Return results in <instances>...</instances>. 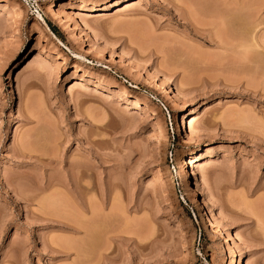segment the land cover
<instances>
[{"label":"rangeland","instance_id":"rangeland-1","mask_svg":"<svg viewBox=\"0 0 264 264\" xmlns=\"http://www.w3.org/2000/svg\"><path fill=\"white\" fill-rule=\"evenodd\" d=\"M263 61L264 0H0V264H264Z\"/></svg>","mask_w":264,"mask_h":264},{"label":"bare ground","instance_id":"bare-ground-1","mask_svg":"<svg viewBox=\"0 0 264 264\" xmlns=\"http://www.w3.org/2000/svg\"><path fill=\"white\" fill-rule=\"evenodd\" d=\"M133 4V3H132ZM130 5L128 4V5H126V7L128 8ZM126 7H124L125 9H126ZM133 6H130L129 8H132ZM207 7V6H206ZM214 7V6H213ZM212 7V8H213ZM203 9V8H202ZM208 9H209V7H208ZM216 9V8H215ZM203 11V10H202ZM211 10L209 9V12H210ZM206 12H207V10H206ZM228 12H230V11H228ZM227 11H225V14L226 15H224V12H222V14L224 15V16H222L221 14H219V15H221V16H219L218 14V16H216L217 17V19H219V22H220V26L222 25V27L223 28H225L226 30H224V31H226V33H227V36L225 37V40L227 39V40H229V41H235L236 42V44H237V46H239L240 48H242L243 50H244V52L242 53V55H240V58L242 57V59H243V62H247L248 64H251V65H249V67L251 66L252 68H253V70H255L256 72L258 71H260L259 70V67H258V65H259V63L261 62L262 63V60H261V55H263V54H261L260 53V51L258 50L260 47H259V44H258V41H259V38H257L256 37V34L257 33H254L253 35H249L250 34V31L247 29V28H249V27H247V28H245V27H243V28H241V27H238V25H237V23H239L240 21L238 20L239 18H240V15H242L243 13H240L241 11L240 10H232L230 13H228ZM203 13H205V12H203ZM219 13H221V12H219ZM79 15H80V13H78ZM206 14V13H205ZM204 14V15H205ZM209 15H211V14H208V16ZM81 16V15H80ZM205 16H207V15H205ZM219 17V18H218ZM211 18V17H210ZM240 19H243L242 17L240 18ZM238 21V22H237ZM244 22H245V20H243ZM246 23V22H245ZM241 24V23H240ZM240 26V25H239ZM243 26H246V25H243ZM250 26V25H249ZM254 28V27H253ZM250 29V28H249ZM251 30H252V26H251ZM221 33V32H220ZM250 36V38H249V36ZM229 41H226V43L228 42L229 43ZM231 43V42H230ZM261 60V61H260ZM264 62V61H263ZM260 66V65H259ZM264 69V68H263ZM251 71H253L252 69H250ZM254 72V71H253ZM259 74V73H258ZM163 81V80H162ZM163 83H165V81L163 82ZM75 85H73V86H78V85H80V84H78V83H74ZM83 84V83H82ZM165 85V84H164ZM81 86V85H80ZM108 91V90H107ZM110 91V90H109ZM108 91V92H109ZM112 92V91H111ZM115 92V91H114ZM117 92V91H116ZM110 93V92H109ZM117 94V93H116ZM123 94V93H122ZM112 95V94H111ZM115 96V95H114ZM122 96V95H121ZM123 96H124V94H123ZM174 98H177V100L179 99V97H177V94H175V92H174V95H172ZM116 97V96H115ZM124 98V97H123ZM174 98H173V102H174ZM127 99V98H126ZM125 99V100H126ZM170 101H171V98H170ZM183 116V115H182ZM179 121H181V126H183L184 128H186V120L184 119V117H182V120H179ZM176 122H177V120H176ZM179 123H178V125H179ZM180 126V127H181ZM182 129V128H181ZM179 130V129H178ZM184 130V129H183ZM177 132V131H176ZM177 134H179V133H177ZM184 161V160H183ZM187 161V160H186ZM192 161V159H190V161L188 160V163L187 164H189L190 165V163H192L191 162ZM186 169V168H185ZM186 173H187V171H186ZM186 173H185V179H186V177H187V175H186ZM188 174V173H187ZM189 175V174H188ZM184 177V176H183ZM187 179H188V177H187ZM185 183H186V180H185ZM187 184V183H186ZM188 186H189V184H188ZM193 193V192H192ZM195 196V195H194ZM196 199V198H195ZM195 207H196V209L198 210V213H199V205L196 203V201H195ZM202 209V208H201ZM259 211V210H258ZM263 213V212H262ZM199 215V214H198ZM200 215H202V214H200ZM263 215H264V213H263ZM263 215L261 216L262 218H260V220L259 219H256V221H258L259 222V224H264V222H260V221H264V217H263ZM257 217H260V216H258V215H256L255 216V218H257ZM257 222V223H258ZM211 224V223H210ZM219 224V223H218ZM262 224V227L264 226ZM219 226V225H218ZM261 226V225H260ZM69 227V226H68ZM261 227V228H262ZM71 228V227H70ZM264 228V227H263ZM216 230H218L217 229V227H216ZM222 230V229H221ZM263 230V229H262ZM220 232V231H219ZM236 235V234H235ZM237 237V239H239V237L238 236H236ZM235 237V238H236ZM227 238H229V237H227ZM230 239V238H229ZM231 239H233V238H231Z\"/></svg>","mask_w":264,"mask_h":264},{"label":"trees","instance_id":"trees-1","mask_svg":"<svg viewBox=\"0 0 264 264\" xmlns=\"http://www.w3.org/2000/svg\"><path fill=\"white\" fill-rule=\"evenodd\" d=\"M49 27H50V26H49ZM51 30H52V32H53L54 34H56V33H55V30H54L53 28H52Z\"/></svg>","mask_w":264,"mask_h":264}]
</instances>
